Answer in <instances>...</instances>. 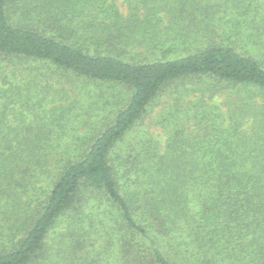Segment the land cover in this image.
Returning a JSON list of instances; mask_svg holds the SVG:
<instances>
[{
    "label": "trees",
    "instance_id": "1",
    "mask_svg": "<svg viewBox=\"0 0 264 264\" xmlns=\"http://www.w3.org/2000/svg\"><path fill=\"white\" fill-rule=\"evenodd\" d=\"M122 1L0 0V264H264V0Z\"/></svg>",
    "mask_w": 264,
    "mask_h": 264
},
{
    "label": "rangeland",
    "instance_id": "2",
    "mask_svg": "<svg viewBox=\"0 0 264 264\" xmlns=\"http://www.w3.org/2000/svg\"><path fill=\"white\" fill-rule=\"evenodd\" d=\"M122 2L123 1L120 0V3ZM46 73H48V71ZM53 82L55 86L54 94L56 95V97L59 98L60 94H63L64 91L67 90L68 93H66L65 96H67V99L69 101L74 102V105L76 107L75 113H81L82 116H86L85 113H87L88 109L92 108L91 111L93 112L99 110L98 112L99 117L106 118L110 115V113H112V111L115 110L116 105H118L120 101H124L128 96L127 93L121 90L113 91V89H110V88L101 87V86L98 87L94 85L90 87L87 86L86 91H82V90L80 91L79 89L74 87V84L66 82V80L61 79V78H56V80H54ZM105 101H108V105L104 108L98 109L99 106L102 107L105 104ZM65 103L66 101H64V104ZM71 128H73V125L71 126ZM158 131L160 132L159 129L157 130V132ZM166 139L167 137L163 136L162 140H166Z\"/></svg>",
    "mask_w": 264,
    "mask_h": 264
}]
</instances>
